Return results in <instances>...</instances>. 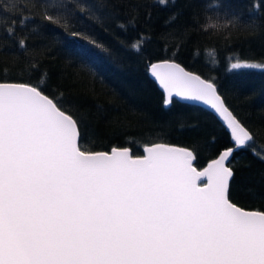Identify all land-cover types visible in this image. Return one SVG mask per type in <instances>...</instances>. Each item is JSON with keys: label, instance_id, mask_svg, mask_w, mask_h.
<instances>
[{"label": "snow or ice", "instance_id": "1", "mask_svg": "<svg viewBox=\"0 0 264 264\" xmlns=\"http://www.w3.org/2000/svg\"><path fill=\"white\" fill-rule=\"evenodd\" d=\"M241 67L262 65L231 64ZM151 69L166 104L178 96L209 105L234 147L202 172L191 150L162 143L135 158L128 149L89 151L79 121L58 102L0 81V264H264V211L237 206L230 191V158L252 135L213 82L178 64Z\"/></svg>", "mask_w": 264, "mask_h": 264}, {"label": "trees", "instance_id": "2", "mask_svg": "<svg viewBox=\"0 0 264 264\" xmlns=\"http://www.w3.org/2000/svg\"><path fill=\"white\" fill-rule=\"evenodd\" d=\"M5 6L8 0H0V81L33 85L58 102L79 121L89 151L129 148L142 156L149 145H176L191 149L204 168L233 147L229 133L201 107L176 100L167 107L149 66L174 61L213 82L253 135L230 162L232 202L264 211V0H14L7 12ZM45 12L59 22L45 20ZM236 62L262 67L232 69Z\"/></svg>", "mask_w": 264, "mask_h": 264}, {"label": "water", "instance_id": "3", "mask_svg": "<svg viewBox=\"0 0 264 264\" xmlns=\"http://www.w3.org/2000/svg\"><path fill=\"white\" fill-rule=\"evenodd\" d=\"M153 64H159V65H161V66H165L166 64H178V65H180L182 68H184L181 64H179V63H177V62H174V61H158V62H155V63H153ZM152 64V65H153ZM185 69V71H187V72H190V73H192V74H194V75H198V74H196V73H193V72H191V71H188L186 68H184ZM152 69H151V65L149 66V75H150V77H151V79L157 84V86H158V88L162 91V93L164 94V96H165V100H166V98H167V94L165 93V91H164V89L160 86V84H159V81H157L156 79H155V77L152 75ZM200 76V75H199ZM202 79H204L202 76H200ZM204 80H206V79H204ZM208 81V80H207ZM216 89H217V87H216ZM217 93L219 94V96L221 97V99H222V101H223V103H224V105L229 109V111L235 116V114L231 111V109L227 106V104L225 103V101H224V99H223V97H222V95L218 92V89H217ZM173 100H176V101H178V102H180V103H184V104H188V105H192V106H197V107H201V108H203V109H205V110H207L208 112H210L211 114H213L216 118H217V120L225 127V129H226V131L229 133V135H230V130L227 128V126H226V124H225V122L223 121V119L220 117V115L214 110V109H212L209 105H207V104H205L204 102H202V101H193V100H185V99H182L181 97H178V96H173L172 97V101ZM171 104H172V102L171 103H168V104H166V106L167 107H169V106H171ZM236 117V116H235ZM236 119L239 121V119L236 117ZM240 122V121H239ZM241 123V122H240ZM242 124V123H241ZM242 126H244L243 124H242ZM245 127V126H244ZM245 129L252 135V133L245 127ZM230 137H231V135H230ZM252 137H253V135H252ZM231 142H232V144H233V147H234V142L232 141V139H231ZM250 142V141H249ZM249 142H246V144L245 145H247ZM168 145V144H167ZM244 145V146H245ZM149 146H151V145H149ZM170 146H172V147H176V148H186V149H189V148H187V147H181V146H176V145H170ZM243 146V147H244ZM146 147H148V146H146ZM243 147H241V148H243ZM240 148V149H241ZM117 149H119V150H123V149H128L129 150V152H128V154L129 155H131L133 158H135V157H140V156H133L132 155V151L129 149V148H117ZM145 149V148H144ZM189 150H191V149H189ZM239 149H237V150H235L234 152H233V154H232V156H231V158H230V162H231V160H232V158H233V155H234V153L236 152V151H238ZM192 151V150H191ZM103 152H105V151H103ZM193 152V151H192ZM223 152V151H222ZM222 152L220 153V155L222 154ZM109 153H111V151L109 152ZM193 154H194V152H193ZM143 155H145V152H143ZM142 155V156H143ZM219 155V156H220ZM219 156L217 157V158H215V159H213V160H216V159H218L219 158ZM194 159H193V161H192V165H193V167L196 169V171L197 172H202V171H204V169H206L207 167H208V165L209 164H211L212 163V161L213 160H211L204 168H202V169H199L197 166H196V156H195V154H194ZM230 162H229V164H228V166L230 167ZM234 173V172H233ZM234 176V175H233ZM233 179V178H232ZM232 179H231V181H230V185H231V182H232ZM203 181H197V183L199 184V183H202ZM238 206V205H237ZM240 207V206H239ZM242 208V207H241ZM244 209V208H243ZM245 210H247V209H245Z\"/></svg>", "mask_w": 264, "mask_h": 264}]
</instances>
